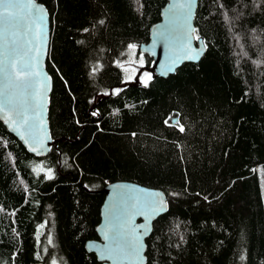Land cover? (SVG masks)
<instances>
[{"label": "trees", "instance_id": "obj_1", "mask_svg": "<svg viewBox=\"0 0 264 264\" xmlns=\"http://www.w3.org/2000/svg\"><path fill=\"white\" fill-rule=\"evenodd\" d=\"M38 1L53 142L36 156L0 121V264H99L85 243L116 180L169 200L147 264H264V0H199L202 59L147 85L129 63L152 66L138 45L167 0Z\"/></svg>", "mask_w": 264, "mask_h": 264}, {"label": "water", "instance_id": "obj_2", "mask_svg": "<svg viewBox=\"0 0 264 264\" xmlns=\"http://www.w3.org/2000/svg\"><path fill=\"white\" fill-rule=\"evenodd\" d=\"M198 4L199 0H167L161 18L150 27L148 41L139 43L138 50L152 57L150 69L156 76L168 77L183 64L202 59L206 45L195 35ZM51 40V15L44 3L0 0V121L36 156L47 155L53 142V77L47 69ZM18 72L25 78L17 79ZM102 192L98 237L88 239L86 249L96 254L99 264H147V238L155 220L169 210L167 195L161 188L132 180L109 182Z\"/></svg>", "mask_w": 264, "mask_h": 264}, {"label": "rangeland", "instance_id": "obj_3", "mask_svg": "<svg viewBox=\"0 0 264 264\" xmlns=\"http://www.w3.org/2000/svg\"><path fill=\"white\" fill-rule=\"evenodd\" d=\"M129 65H130V70L127 74V79L134 78L135 75H138L144 81L147 78V76L152 75L150 68L149 69H140V67H141L140 63L131 62V63H129ZM39 264H60V263L58 262V260L53 259L50 262L39 263Z\"/></svg>", "mask_w": 264, "mask_h": 264}, {"label": "snow or ice", "instance_id": "obj_4", "mask_svg": "<svg viewBox=\"0 0 264 264\" xmlns=\"http://www.w3.org/2000/svg\"><path fill=\"white\" fill-rule=\"evenodd\" d=\"M6 11H7V6H6ZM133 47H135V46H133ZM0 63H3V61H0ZM141 63H142V61H141ZM16 75H17V79H24L26 74H25V75H21V74L18 72ZM150 79H151V76H147V78L144 80V84L147 85L148 80H150ZM117 94H118V92H117ZM0 111H4V106H3V105H0ZM170 118H171V117H170ZM25 123H27L26 120H25ZM179 130H180L181 132L185 131L183 125H180V126H179ZM41 146H43V145H41ZM32 151H38V149L33 148ZM40 171H43V169H42V168L37 169V172H38V173H39ZM47 178H48V179H52V178H53V177H52V174H51L50 171L47 173ZM160 203H161V205H163L164 202L161 200Z\"/></svg>", "mask_w": 264, "mask_h": 264}]
</instances>
